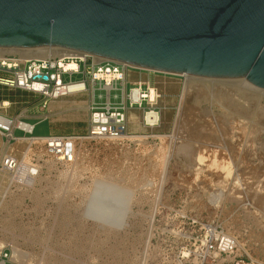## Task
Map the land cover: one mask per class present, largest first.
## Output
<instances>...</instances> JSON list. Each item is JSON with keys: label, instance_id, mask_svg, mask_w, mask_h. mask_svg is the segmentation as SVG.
<instances>
[{"label": "rangeland", "instance_id": "rangeland-1", "mask_svg": "<svg viewBox=\"0 0 264 264\" xmlns=\"http://www.w3.org/2000/svg\"><path fill=\"white\" fill-rule=\"evenodd\" d=\"M82 79L83 73L64 76L65 82ZM239 85L196 83L186 101L181 94L176 105L165 107L166 120L147 126L142 112L145 132L79 139L68 163L34 147L28 155L38 160L40 171L28 185L0 171V244L10 255L5 264H197L191 237L207 222L236 237L243 253L264 261V99ZM120 88L111 90L113 103ZM20 91L0 88V100L7 94L42 99ZM101 94L105 99L107 91L97 88L98 102ZM180 104L184 130L175 124ZM21 106L10 105L14 111ZM46 132L41 123L33 135ZM27 147L25 141L8 144L0 136V162L11 150L22 159ZM96 177L131 192L120 231L79 214ZM216 193L221 197L214 202ZM13 247L21 255L15 257Z\"/></svg>", "mask_w": 264, "mask_h": 264}, {"label": "water", "instance_id": "water-1", "mask_svg": "<svg viewBox=\"0 0 264 264\" xmlns=\"http://www.w3.org/2000/svg\"><path fill=\"white\" fill-rule=\"evenodd\" d=\"M42 45L264 88V0H0V47Z\"/></svg>", "mask_w": 264, "mask_h": 264}, {"label": "built area", "instance_id": "built-area-1", "mask_svg": "<svg viewBox=\"0 0 264 264\" xmlns=\"http://www.w3.org/2000/svg\"><path fill=\"white\" fill-rule=\"evenodd\" d=\"M70 62L75 63L77 67L68 68L66 65ZM128 69L141 68L104 58L98 59L91 54H87L85 57L31 58L25 61L20 60L15 55L5 54L0 57V87L29 91L45 99H55L85 91V83L88 79L93 84L100 82V87L107 91V97H109L111 90L119 89V84L122 86L120 89L124 90L123 82L125 72ZM82 72L85 74L84 79L75 82L64 81L66 74L71 77ZM166 74L178 76L172 73ZM37 83L41 85L40 88H36L35 84ZM71 84H83V87L71 90ZM149 89L148 84H146V88H143V84L137 83L132 88H129L126 93L128 103L114 104L107 100L103 105H94L90 114L89 128L85 135L37 137L33 135L34 126L32 124L19 118L0 114V136L8 144L27 142L28 147L24 156H27L30 160V165H27L28 169L26 168V174L22 176L25 158L23 156L21 159L11 150L2 157L0 171L10 174L11 180L23 185L24 183L16 178L26 182L28 178L37 175L38 171H40L38 160L28 155L34 147H41L44 150V154L51 155L60 162L68 163L75 157L79 139H119L124 137L127 134V107H142L145 102L149 106L145 113L154 110L152 106L156 104L160 94L156 91L155 98L151 100L147 96ZM156 112L159 115V112ZM23 123L30 125L31 128H27ZM144 123L147 126H156L159 123V118L155 125L148 123L146 120ZM15 129L22 130L24 134L17 135ZM191 239L193 240V252L197 264H264V261H259L247 253H243L240 250L237 238L225 233L223 229L213 223H203L201 231L192 236ZM7 250V247L1 249L0 263L3 262L5 264L10 258Z\"/></svg>", "mask_w": 264, "mask_h": 264}, {"label": "crops", "instance_id": "crops-1", "mask_svg": "<svg viewBox=\"0 0 264 264\" xmlns=\"http://www.w3.org/2000/svg\"><path fill=\"white\" fill-rule=\"evenodd\" d=\"M84 78L85 74L83 73V79ZM137 83L143 84V88L144 86L146 88V84H148L149 87H153L160 94L156 104L153 105L152 108L159 112V120L162 122V119L166 120L167 113L165 107L168 106V108H172L176 105L178 98L183 93L185 79L183 80L181 77L152 70L128 69L125 72V79L123 82L124 90H121L122 92L120 94H115L114 98L116 101L114 104L128 103L126 93L129 88H132ZM85 86V91L68 95V97H72V100L66 99V96L55 99H45L42 97L41 100L35 102L37 98L35 101H30L26 98L18 99L11 94H7L3 98L1 97L0 114L7 117L19 118L32 124L34 126L33 132L36 126L41 123H46L47 132L46 134L39 135V137H47L50 135H85L89 128L92 107L94 105H103L107 100L113 103L111 93L110 96H106L105 99L101 94L100 102L97 101L95 96L96 89L99 88L104 90L100 87V82L93 84L87 79ZM20 92L24 93L25 91L22 90ZM2 102L5 103L3 107ZM12 104H21V110H12L10 107ZM160 104L163 105V107H161ZM148 108L149 106L146 107L145 105L142 107H127V133L145 132L146 126L143 124V121H141V114ZM31 118H35V121H30ZM17 131L23 132L20 129H15V133ZM2 139L4 140V138Z\"/></svg>", "mask_w": 264, "mask_h": 264}, {"label": "bare ground", "instance_id": "bare-ground-1", "mask_svg": "<svg viewBox=\"0 0 264 264\" xmlns=\"http://www.w3.org/2000/svg\"><path fill=\"white\" fill-rule=\"evenodd\" d=\"M8 53L18 54L19 57H21L19 59L22 61H25L31 58L47 59V58H54V57L62 58L65 56L85 57L88 54L86 52L78 51V50L71 49V48H66V47H61V46H50V45H42V46L29 47V48L0 47V57ZM94 56L98 59L103 58L97 55H94ZM66 66L68 68L77 67L76 64L73 62L68 63ZM181 75H183L186 78L185 83H184L183 93H182V99H184V96L187 93V91H189V89L194 88L196 83H201V82H210V83L217 82L224 86L231 85L237 88L241 87L239 85L241 84L242 87L244 88H249L256 92L258 91L259 95L260 94L264 95V88H261V87H258L252 84L246 78H215V77L196 76V75H191V74H181ZM237 83H239L238 84L239 86L237 85ZM35 86L36 88L41 87V85L38 83L35 84ZM78 87H83V84H71L70 85L71 90H74ZM199 87L196 86V88H199ZM147 94H148L147 96L151 100H153L157 92L153 87H150ZM233 103H237V102L234 101ZM181 109H182V104L179 105V108H178L179 113H178L175 124L182 128L183 126H181V122L183 119H182V116L180 115ZM158 118H159V115L157 114L155 110L147 111L144 117V119L152 125L156 124V122L158 121ZM23 125L26 126L27 128H31V126L28 124L23 123ZM231 125L233 126V124ZM182 129L184 130V128ZM23 164L25 167H24V172L22 173V176L26 174L27 165H30V163L24 161ZM37 175H34L31 178H28L27 179L28 181L26 182L18 178L16 179L26 184L31 181L34 182ZM219 196L220 194H217V193L213 194L212 200L214 202L217 201L219 199ZM130 203H131V192L129 189L125 188L124 186L120 185L118 182L112 179L105 178V177H96L93 180L92 184L90 185L88 192L83 197L79 214L81 215V217L86 218V220L87 219L91 220L93 223L99 225L100 227L113 230V231H120L126 224V218L130 210ZM2 246L3 245L0 244V250ZM12 251L14 252V256L18 257V253L20 250L17 251V248L13 247Z\"/></svg>", "mask_w": 264, "mask_h": 264}]
</instances>
